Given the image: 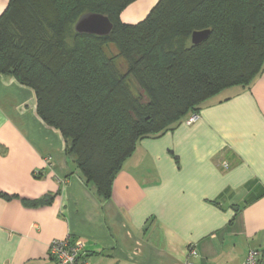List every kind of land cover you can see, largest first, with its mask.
Instances as JSON below:
<instances>
[{
	"label": "crops",
	"instance_id": "obj_1",
	"mask_svg": "<svg viewBox=\"0 0 264 264\" xmlns=\"http://www.w3.org/2000/svg\"><path fill=\"white\" fill-rule=\"evenodd\" d=\"M158 1L133 2L121 20H144ZM229 92L195 123L191 113L142 138L102 201L38 115L35 90L0 73V264H57L50 244L68 236L94 264H243L251 249L264 264V71Z\"/></svg>",
	"mask_w": 264,
	"mask_h": 264
},
{
	"label": "trees",
	"instance_id": "obj_2",
	"mask_svg": "<svg viewBox=\"0 0 264 264\" xmlns=\"http://www.w3.org/2000/svg\"><path fill=\"white\" fill-rule=\"evenodd\" d=\"M135 1L9 0L0 15V73L35 90L38 115L61 131L102 201L142 138L174 129L215 94L250 87L264 71V0H159L144 20L124 23ZM85 13L107 15L110 34L78 32ZM204 30L208 38L193 44Z\"/></svg>",
	"mask_w": 264,
	"mask_h": 264
},
{
	"label": "built area",
	"instance_id": "obj_3",
	"mask_svg": "<svg viewBox=\"0 0 264 264\" xmlns=\"http://www.w3.org/2000/svg\"><path fill=\"white\" fill-rule=\"evenodd\" d=\"M200 118L199 113H193L187 120L188 124H193ZM51 256L56 260L57 264H94L85 257V243L78 239L68 236L62 239H54L50 244ZM195 249L190 250V254H195ZM261 251L259 249H251L243 264H260ZM186 264H192L187 261Z\"/></svg>",
	"mask_w": 264,
	"mask_h": 264
},
{
	"label": "water",
	"instance_id": "obj_4",
	"mask_svg": "<svg viewBox=\"0 0 264 264\" xmlns=\"http://www.w3.org/2000/svg\"><path fill=\"white\" fill-rule=\"evenodd\" d=\"M114 27L110 18L101 13H85L75 25V29L80 33H90L98 36L110 34ZM209 30L196 31L192 34L193 44H200L208 38Z\"/></svg>",
	"mask_w": 264,
	"mask_h": 264
},
{
	"label": "rangeland",
	"instance_id": "obj_5",
	"mask_svg": "<svg viewBox=\"0 0 264 264\" xmlns=\"http://www.w3.org/2000/svg\"><path fill=\"white\" fill-rule=\"evenodd\" d=\"M105 51L110 57H113L115 59V63L118 66V68L121 69L122 71H125L127 64L125 63L126 62L125 59L119 56L118 48L113 44H108L105 46ZM230 88H226L225 91L223 90V93L218 95V97L228 95L230 93L229 92ZM219 93H221V91ZM234 264H238V263H234Z\"/></svg>",
	"mask_w": 264,
	"mask_h": 264
}]
</instances>
